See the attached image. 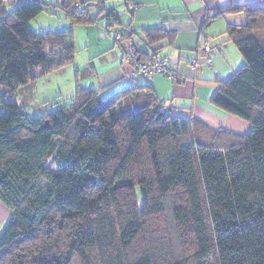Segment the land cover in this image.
<instances>
[{
  "label": "trees",
  "instance_id": "trees-1",
  "mask_svg": "<svg viewBox=\"0 0 264 264\" xmlns=\"http://www.w3.org/2000/svg\"><path fill=\"white\" fill-rule=\"evenodd\" d=\"M14 2L0 0V264H264V6H219L201 24L246 15L225 30L244 63L210 98L250 123L238 134L171 113L149 80L106 99L105 86H77L69 104L28 117L16 89L74 53L72 27L36 32L29 21L58 6L71 26L102 14L107 29L122 23L105 0H21L8 11ZM142 33L149 47L174 35ZM134 53L131 67L160 52Z\"/></svg>",
  "mask_w": 264,
  "mask_h": 264
},
{
  "label": "crops",
  "instance_id": "crops-1",
  "mask_svg": "<svg viewBox=\"0 0 264 264\" xmlns=\"http://www.w3.org/2000/svg\"><path fill=\"white\" fill-rule=\"evenodd\" d=\"M131 2L134 4L131 11L132 19L135 17L138 19L140 32L137 33L134 25L132 26L133 20L128 22L130 25L127 27L125 26L128 23L118 27L131 33L124 37L125 42H129L128 49L120 55L119 65L109 67L107 74L101 71L99 85L105 86L100 92L101 98L106 99L128 85L150 80L160 96V101L171 113L184 118L196 117L212 128H224L238 134L247 133L251 127L248 121L223 111L210 101L217 81L227 79L244 63L240 51L225 30L228 24L244 23L246 15L242 11L227 12L212 19L203 29L201 24L205 13L213 12L219 6L244 2H255L264 6V0H131ZM160 25L174 33L172 43L167 44L168 41L163 40L149 47L145 43L142 31L144 28ZM118 29L113 32L114 36ZM134 37L138 40H132ZM121 42L122 40L119 43ZM202 43L218 46L212 52V63L201 65L197 71H193L188 62ZM154 48L167 55L174 63L181 77L180 81L162 74H155L151 79L141 75L130 76L131 61H134L133 53L136 51L149 53ZM91 73L97 75V69ZM157 77L168 79L170 84L166 92L161 89ZM2 215L9 217V210L0 200V220Z\"/></svg>",
  "mask_w": 264,
  "mask_h": 264
},
{
  "label": "rangeland",
  "instance_id": "rangeland-1",
  "mask_svg": "<svg viewBox=\"0 0 264 264\" xmlns=\"http://www.w3.org/2000/svg\"><path fill=\"white\" fill-rule=\"evenodd\" d=\"M20 1L15 0L13 4H6V9L10 11ZM48 1L55 3V0ZM104 5L106 11L113 9L119 15L122 25L133 20L132 12L126 9L123 5V0H105ZM50 10L52 13L48 11L38 13L29 21V26L36 32L46 30L60 31L72 27L73 39L70 43L73 44L74 53L72 60L62 67L41 74L32 82L16 89L15 99L20 109L28 117H37L69 104L70 98L74 95L77 86L87 88L100 87L101 71L107 74L109 73L107 71L109 67L119 65L120 55L128 49L129 42H125V38L122 39L121 43H119L120 41L115 43L113 32L119 26L107 29L106 21L107 18L110 19L108 16L103 17L104 14H102L94 22L85 24L76 23L71 26L70 20L63 16L58 6L50 7ZM97 10V7L92 8V13L97 12ZM138 22L136 17L132 21V26L134 25L137 33L140 32ZM132 40L137 41L138 38L134 37ZM95 68L97 69V75L91 73ZM157 79H159L161 89L166 92L170 84L168 79L163 77H157ZM155 91L160 99L157 90ZM7 219L8 216L4 217L2 215L0 232Z\"/></svg>",
  "mask_w": 264,
  "mask_h": 264
},
{
  "label": "built area",
  "instance_id": "built-area-1",
  "mask_svg": "<svg viewBox=\"0 0 264 264\" xmlns=\"http://www.w3.org/2000/svg\"><path fill=\"white\" fill-rule=\"evenodd\" d=\"M129 8H134V4L129 1ZM121 32L117 30L115 36L118 38ZM218 44L202 43L195 52V55L189 60V67L193 71H197L201 65H210L213 61L212 52ZM162 74L172 80L180 79L174 63L167 55L157 53L147 61H138L131 69L130 76L141 75L152 78L155 74Z\"/></svg>",
  "mask_w": 264,
  "mask_h": 264
}]
</instances>
